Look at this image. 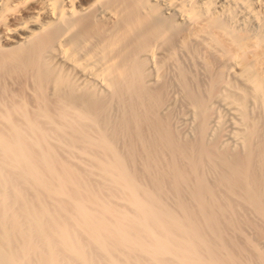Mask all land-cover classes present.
Listing matches in <instances>:
<instances>
[{
    "label": "bare ground",
    "instance_id": "1",
    "mask_svg": "<svg viewBox=\"0 0 264 264\" xmlns=\"http://www.w3.org/2000/svg\"><path fill=\"white\" fill-rule=\"evenodd\" d=\"M0 264H264V0H0Z\"/></svg>",
    "mask_w": 264,
    "mask_h": 264
}]
</instances>
